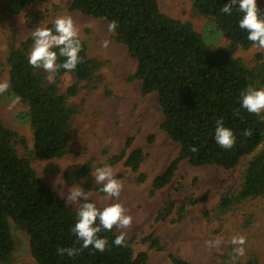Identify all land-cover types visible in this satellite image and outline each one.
<instances>
[{
    "label": "trees",
    "instance_id": "16d2710c",
    "mask_svg": "<svg viewBox=\"0 0 264 264\" xmlns=\"http://www.w3.org/2000/svg\"><path fill=\"white\" fill-rule=\"evenodd\" d=\"M51 0H3L2 5L9 19L26 11L36 2ZM63 1V0H62ZM70 9L86 16L103 19L109 24L118 22L115 39L124 45L136 60L137 69L133 80L141 83L143 95L158 94L163 121L160 128L178 145V156L166 171L156 177L152 194L167 187L173 180L182 162L194 167L216 166L230 170L241 160L253 154L264 141V120L241 107L240 93L252 84L264 88V56H256L252 68L234 56L238 48L249 49L253 45L248 33L239 28L243 13L235 9L231 15L220 9L230 0H194L193 12L197 16L211 18L230 42V47L214 50L189 22L170 17L162 12L159 0H68ZM264 12V11H262ZM39 12L32 16L35 22L44 18ZM54 29V25L48 27ZM30 38L21 47L12 45L7 63L10 67V89L28 106V117L33 131V155L41 161L63 158L69 152L68 133L76 110L69 100L76 97L82 88L94 90L98 87V73L103 64L91 59L88 46L81 41L80 56L83 62L75 71L59 69L54 81L49 83L43 69L29 64ZM59 54V49H54ZM64 58L59 57L58 63ZM72 74L75 83L60 93L61 77ZM239 109V115H235ZM233 130L236 143L230 150L220 147L215 141L217 120ZM251 130L252 135L244 132ZM129 138L122 152L112 156L107 165L124 162L125 167L137 173V182L144 183L147 176L140 172L146 159L141 148H133ZM26 146V140L7 128L0 120V264H14L15 242L11 233V222L29 237L30 251L37 264H150L146 252L135 255L129 242L117 247L114 240L118 234L113 228L98 234L106 238L108 245L103 253L93 247L84 249L79 256H61L57 248L82 247L71 231L78 221V211L62 202L60 195L41 181L31 162L18 154L17 145ZM197 147L198 152L190 151ZM91 165L87 163L79 176H90ZM97 190L89 185L84 191ZM264 196V150L250 161L240 185L226 193L206 217L221 219L247 200ZM189 199L180 206H165L158 221H165L177 209L183 218L186 207L206 201ZM86 202V201H84ZM83 202V203H84ZM89 202H93L89 200ZM94 203V202H93ZM99 224V221H97ZM152 248H160L159 241L150 236ZM233 249L219 256L221 264H264L252 253L241 261H233ZM172 264H190L170 255Z\"/></svg>",
    "mask_w": 264,
    "mask_h": 264
},
{
    "label": "rangeland",
    "instance_id": "374dc122",
    "mask_svg": "<svg viewBox=\"0 0 264 264\" xmlns=\"http://www.w3.org/2000/svg\"><path fill=\"white\" fill-rule=\"evenodd\" d=\"M193 1L159 0V4L166 15L191 23L212 49L230 47V42L213 19L194 14ZM2 2L0 0V82L10 80L7 58L12 45L21 47L33 38V30L39 26L48 28L54 25L59 16L74 19L80 30V41L88 46L89 57L103 64L98 73V87L94 90L82 88L76 97L69 100L68 104L76 110V114L67 136L69 152L60 159L41 161L33 155V131L28 106L20 100L10 110L9 105L16 96L11 89L0 95V120L26 140V146L17 145L18 154L30 160L38 178L56 191L65 205L66 196L73 186L101 188L102 185L96 184L92 172L107 165L112 156L123 151L127 140L133 138V148L143 149L146 155L140 172L147 176V180L138 183L137 173L120 162L112 166L115 178L123 184L118 200L95 189L83 191L101 210L114 203H120L127 209V214L133 217L132 227L114 229L118 235L121 231L126 232V241L135 255L146 252L150 264H172L170 255L190 264H221L219 256L235 247L230 243L232 237L242 235L247 241L244 245L245 255L238 259L245 261L256 253L264 262V196L237 205L221 219L208 220L206 217L226 193L239 187L250 161L264 150V141L256 152L244 157L237 167L230 170L216 166L194 167L184 161L172 182L152 194L154 179L166 171L178 156L179 148L160 128L163 113L158 94L143 95L140 81H132L137 62L127 48L116 41L115 32H109V23L72 11L68 0L36 2L23 13L7 19ZM257 2L264 11V0ZM39 12L45 16L42 21L35 22L32 16ZM105 40L110 42L107 48L103 47ZM258 54L264 56V49L252 46L246 50L238 48L234 52L236 58L252 68L256 65ZM74 83L72 74L61 77L58 85L60 93ZM87 163L91 165L90 176L81 178L79 173ZM204 196H207L206 201L186 207L182 219L175 208L167 220L156 221L165 206L174 204L177 207L189 199L201 200ZM67 206L74 211L79 209L78 205ZM11 233L15 242L14 264H37L31 255L27 234L12 222ZM150 236L159 241L160 248H152L151 242L145 241ZM216 239L222 241L219 248L209 249L206 242Z\"/></svg>",
    "mask_w": 264,
    "mask_h": 264
},
{
    "label": "clouds",
    "instance_id": "9594fccd",
    "mask_svg": "<svg viewBox=\"0 0 264 264\" xmlns=\"http://www.w3.org/2000/svg\"><path fill=\"white\" fill-rule=\"evenodd\" d=\"M243 13L239 21V28L245 30L247 39L258 49H264V12L258 5L257 0H230V3L223 5L220 12L231 15L234 9ZM91 26V25H90ZM118 27L117 21H112L109 32H114ZM34 44L29 55V64L36 69H43L49 73L47 79L49 83L54 81L57 71L63 68L66 71H75L78 64L83 62L80 56L82 44L80 41V30L71 16H59L54 21V29L37 27L32 31ZM109 41L103 42V47L109 46ZM59 49V54L54 49ZM63 57L64 62L58 63V58ZM11 85L8 81L0 82V95L8 92ZM21 98L15 97L9 105V109L14 108L20 103ZM240 104L247 112L259 116L264 120V88L257 89L251 83L248 84L240 93ZM239 109L235 115H239ZM244 135H252L251 130H246ZM215 141L221 148L230 150L236 143V136L232 129L224 125L223 120H217L215 128ZM192 152H198V148H190ZM97 185H102L101 191L110 198H120L123 184L115 178V173L110 165L98 167L92 172ZM63 198V197H62ZM83 198L84 203H81ZM66 204L79 206L78 221L72 228V232L77 238V242H82V247L57 248V253L61 256H79L84 249L93 247L96 251L103 253L106 251L108 240L100 238L98 234L103 230L111 231L114 227L125 230L130 229L133 224V217L127 214V209L120 203L99 209L95 203L89 202L88 193L84 192L79 186L69 189L66 196ZM99 221V224H97ZM246 237L233 236L230 243L233 248L232 259L245 255ZM222 241L220 239L209 240L206 242L209 249L219 248ZM114 244L117 247L126 245V232L116 236Z\"/></svg>",
    "mask_w": 264,
    "mask_h": 264
}]
</instances>
